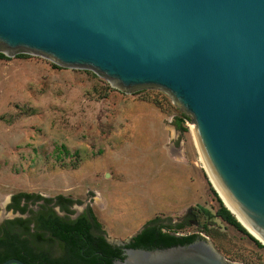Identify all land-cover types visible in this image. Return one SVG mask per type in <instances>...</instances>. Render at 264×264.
<instances>
[{
    "label": "water",
    "instance_id": "95a60500",
    "mask_svg": "<svg viewBox=\"0 0 264 264\" xmlns=\"http://www.w3.org/2000/svg\"><path fill=\"white\" fill-rule=\"evenodd\" d=\"M0 52L166 91L191 115L219 194L264 244V0H0ZM124 254L114 264H242L205 236Z\"/></svg>",
    "mask_w": 264,
    "mask_h": 264
},
{
    "label": "rangeland",
    "instance_id": "374dc122",
    "mask_svg": "<svg viewBox=\"0 0 264 264\" xmlns=\"http://www.w3.org/2000/svg\"><path fill=\"white\" fill-rule=\"evenodd\" d=\"M20 53L0 58V222L19 215L7 208L15 193L62 194L76 200L72 216L91 208L112 242L128 241L158 217L205 236L230 262L264 264V246L217 215L226 204L192 117L166 91L127 93L92 70ZM182 113L185 131L177 124ZM190 208L205 210L198 223H190Z\"/></svg>",
    "mask_w": 264,
    "mask_h": 264
},
{
    "label": "trees",
    "instance_id": "16d2710c",
    "mask_svg": "<svg viewBox=\"0 0 264 264\" xmlns=\"http://www.w3.org/2000/svg\"><path fill=\"white\" fill-rule=\"evenodd\" d=\"M18 56L28 55L20 53ZM0 58L9 59L10 57L0 52ZM186 118L188 116L184 113L177 118V124L183 131L188 130V127L184 126ZM23 197L34 200L44 199L46 203L57 198L58 204H61L63 210L68 213L71 212L69 206L76 202L62 194L55 197H43L40 194L21 191L14 194V201L9 207L24 212L26 205H20ZM46 210L47 213L36 214L39 212L32 211L30 217L7 220L6 228L0 226V264L11 257L19 258L27 264H114L111 257L107 255L121 254L118 248L107 241L104 236L105 229L91 208L88 211L94 223L88 220L86 214L69 219L57 216L49 206H46ZM46 210L44 209V212ZM217 215L238 230L247 233L258 246H264L245 229L222 201H220ZM165 227L168 229L166 230ZM182 227L181 224L176 226L159 224L157 217L149 220L141 231L130 238L127 245L134 248L155 249L188 244L197 238H202L200 233H180L179 230ZM203 227L208 228L205 224Z\"/></svg>",
    "mask_w": 264,
    "mask_h": 264
},
{
    "label": "flooded vegetation",
    "instance_id": "af4514ba",
    "mask_svg": "<svg viewBox=\"0 0 264 264\" xmlns=\"http://www.w3.org/2000/svg\"><path fill=\"white\" fill-rule=\"evenodd\" d=\"M13 196H14V194L11 195L10 200H9L8 203H7V208H8V210H11V213H12V214H16V213H18L19 215H16V216H14L13 218H7L5 221L0 222V226H4L5 228L7 227V226L5 225V223H6L7 220L15 219V218H17V217H23V218L30 217V216H32V211H33V212H39V213H36V214L47 213L46 206H47V207H48V206L51 207L52 210L55 212V214H56L57 216H60V217H66V218H69V219H75V218L79 217V216L82 215V214H86L88 220H89L91 223H94V221H93V217H92V215L89 213L88 210L85 211L84 213H81V214L77 215V216H72L70 213H68V212H66L65 210H63L61 204H58L57 198H54L52 202L46 203L44 199L34 200L33 198L27 199V198L23 197V198L21 199V201H20V205H26V210H25L24 212H21L20 210H16V209H14L13 207H9V205H10L11 203H13V201H14V200H13ZM43 197H44V196H43ZM33 204H34V205H38V204H39V205H38V208H37L36 210H35V209H32V205H33ZM43 205H46V206H43ZM72 206H73V204L70 205L69 208L71 209ZM56 207H58V209H59L60 211H63V212L65 213V215L62 216V214H59V211H58V209H57ZM42 209H43V210H42ZM44 209L46 210V212H44ZM40 212H41V213H40ZM204 212H205V210H204L203 208H200V209H194V208L191 209V208H190V209L188 210V217H193V218H194V219H191V220H190V223H192V222L198 223V217L201 216V214L204 213ZM179 224H180V223H179ZM32 226H34V225L32 224ZM100 234H101V232H100ZM104 236H105L106 239H107L106 234H104ZM130 238H131V237H130ZM129 240H130V239H129ZM129 240L126 241V242H123L122 244H119V245H117V244H113L114 247L118 248V249L120 250V253H121L119 256H115L114 254H112V255H107V256L111 257L113 263H114L115 260L120 259V258H121L120 256L125 257L124 250H125V248H128L127 243L129 242ZM107 241H108V240H107ZM108 242H109V241H108Z\"/></svg>",
    "mask_w": 264,
    "mask_h": 264
},
{
    "label": "bare ground",
    "instance_id": "6f19581e",
    "mask_svg": "<svg viewBox=\"0 0 264 264\" xmlns=\"http://www.w3.org/2000/svg\"><path fill=\"white\" fill-rule=\"evenodd\" d=\"M206 168H207V166H205ZM207 170H208V168H207ZM208 173H209V171H207ZM210 174V173H209ZM210 177H211V179L213 180V178H212V176H211V174H210ZM213 183L215 184V182H214V180H213ZM215 186H216V188L218 189V187H217V185L215 184ZM219 190V189H218ZM220 191V190H219ZM220 194H221V192H220ZM221 196H222V198L224 199V201H225V203L228 205V207L233 211V213L244 223V225H246V227H248L247 226V224L240 218V216L234 211V209L228 204V202L225 200V198L223 197V195L221 194ZM248 229H250L249 227H248ZM250 231L254 234V235H256V237H258V238H260L257 234H255L251 229H250ZM261 239V238H260ZM262 240V239H261ZM263 241V240H262Z\"/></svg>",
    "mask_w": 264,
    "mask_h": 264
}]
</instances>
